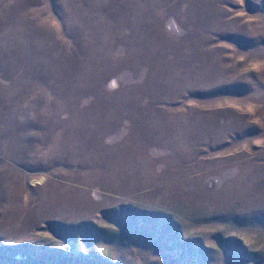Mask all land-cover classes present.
Instances as JSON below:
<instances>
[{
	"label": "rangeland",
	"instance_id": "rangeland-1",
	"mask_svg": "<svg viewBox=\"0 0 264 264\" xmlns=\"http://www.w3.org/2000/svg\"><path fill=\"white\" fill-rule=\"evenodd\" d=\"M0 264H264V0H0Z\"/></svg>",
	"mask_w": 264,
	"mask_h": 264
}]
</instances>
